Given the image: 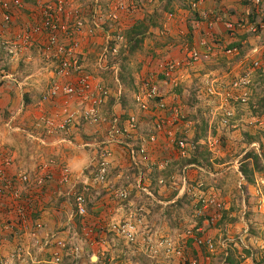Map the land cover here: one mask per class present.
I'll return each instance as SVG.
<instances>
[{
  "label": "rangeland",
  "instance_id": "rangeland-1",
  "mask_svg": "<svg viewBox=\"0 0 264 264\" xmlns=\"http://www.w3.org/2000/svg\"><path fill=\"white\" fill-rule=\"evenodd\" d=\"M68 1L70 2V6L71 2L73 3V12L80 11L86 23L88 20L92 22L94 16H97L100 19V23H102V30L95 37H89L96 43V52L89 55L87 60L83 61L82 64L84 65L83 70L85 72L90 73L109 90L110 96L100 105V113L102 119H106L105 123H99L98 125L83 123V125L76 126L74 129L72 128L69 134H67V138H69L68 140L72 144L64 143L57 147L53 144L55 141L47 142L49 146H44L40 143L42 148L54 147L59 149V155H51L59 165L66 151L79 152V154L86 157L85 163H83L85 167H82L81 174L79 173L78 176L77 173L76 175L73 174V171H71L73 169L67 165L71 172L70 182H79L76 187L77 191L86 189L84 194L86 196L87 210L92 205L91 212H88L87 218H74L71 222V227L69 226L70 231H66L69 233L67 234L68 237L66 236L67 251L72 252V249L76 247L79 249L80 252L75 251L80 256L77 264H154L152 262L153 259L150 257L151 254L146 248V246L150 247L151 245L130 244L118 234L110 231L109 226L112 223L120 224L124 220H130L127 222L136 224L139 233L144 230L151 232L153 235H151V238L156 242L158 240H170L176 243V245H183L185 231L197 224L203 225L205 222L206 216L204 214L201 215L197 210L199 208L197 206L200 205L198 196L201 193L207 196L219 195L224 201L226 208L223 221L219 226L208 230L210 237L214 238L221 248H219L218 255L214 256L209 264H227L225 257L228 251L221 247V244L225 242L228 244V249L231 248V250L238 253V256L243 260L242 264H264L261 257L264 251V174L256 171L252 158L246 159L250 152H255L261 160V165L264 166V117L256 114L252 110L251 105L257 100L254 92L259 97L264 95V86H260V82L257 83L258 78H262V74L258 71L253 72V75L250 76L251 88L247 92L233 89L231 82L238 77V72L236 71L237 74L234 73L233 75H219L220 70L217 71L215 69L213 71H216L218 74L216 72H206V61L208 58L206 57L207 54L202 52L203 58L201 62L181 69L177 75V85H161L162 94L164 95L163 100L166 105L169 108L179 110V122L176 123L178 129L175 137L170 141L172 154L167 157L169 158V163L166 165V168L173 166L176 170L173 174L174 179H171L170 182H172L171 186L175 191H179L180 193L177 198L183 197L188 193V190L193 188V190L189 191V194L193 198L191 205L186 204L182 209L171 208L170 205L173 204L171 199H159L154 194L155 188L153 185L160 186V198H163V196L164 198H169L172 196L174 189H171L172 187L166 185L161 179L166 182L168 180L158 177L160 171L155 169L149 171L151 174H149L150 178L147 183L145 173L141 176L140 173L136 174L134 172V163L130 159L127 149L125 146L119 144L111 145L110 147L112 155L109 158L110 167L106 182L94 184L92 182V176L95 173V166L93 164L96 163L97 155L102 148L88 147L86 145L99 144L106 141L108 135L107 129L111 126L109 100L113 96L118 99L120 90L116 78L121 76V70H114L113 65H120L122 60L119 58L117 63L115 57H110L102 65L100 63L106 38L108 36L114 37L116 31L118 29L120 31L118 23L106 20L109 8L118 0H100L98 4H93L92 0ZM75 1H77V4L79 3L78 6L80 7L75 4ZM139 1L137 11L140 8L142 10L145 2V0ZM44 2L45 0L41 1V3ZM27 3L28 1H24V4ZM81 7H89L90 9H85L83 12ZM30 12L27 11L26 13L30 19H33L35 11ZM119 23L121 28H123V21L120 20ZM16 27L19 29V26ZM158 30L160 31L161 29L152 30L154 33L146 38L143 49L146 42L152 36L156 37L155 31L157 32ZM45 49L30 47L24 51L20 59L16 60H12L6 56L4 57L6 59L0 60L3 62L1 67L9 68L10 72L14 75V78H12L17 81L30 83L37 79V81H40V79L42 81L43 79L44 89L46 90L52 81L55 63L52 61V54L47 52V48ZM143 49L136 52L126 62L132 79L127 78L125 81L127 84L123 82V96L128 100V107L139 116L136 115L139 121L137 134H133L132 139L129 140L130 144L134 146H139L142 143V138L139 135L154 134L155 126L153 129L152 127L155 120L153 117L157 112L155 110L148 113H137L139 109L134 101L137 91L135 88L137 87L133 88L132 86H136L134 85L136 83L140 84L149 72L156 71L159 61L170 60L169 58H158L156 66L151 69L150 66L154 62L148 57L146 58ZM29 57L33 59L27 61ZM144 62H151V64L149 66L147 64L143 65ZM248 67L250 68L251 65ZM30 74L33 75L32 78H28L31 76ZM9 86L13 90L17 89V87ZM23 92L25 91L22 90L21 93ZM246 93L247 97L244 96ZM233 96L238 98L240 96L243 97L236 100ZM18 98L19 100L21 99L20 96ZM4 104L5 101L1 103L3 105L2 108L6 107H4ZM57 105L59 109V113L57 114L62 115L63 120L65 115L62 112L60 104ZM76 105H74L75 107L73 106L74 109H77ZM2 108L0 110V118H3V125L7 124L6 128L9 130L8 125L12 116L9 113H3ZM55 111L52 109L50 112H52L51 114H55ZM117 112L118 108L113 110L111 114L113 113L114 115ZM141 116L143 117L142 120L140 119ZM78 122L80 123V121ZM38 123L41 128L38 127L37 129H41L40 131L42 132L43 123L41 121ZM94 132L97 133L94 134ZM59 134L63 136L62 138L66 136L61 132ZM118 136L121 141L125 142L128 140L125 137ZM197 136H202L197 144L201 146L202 150L210 154L208 157L211 166L206 164L205 168H199L195 165H186L183 171L179 172L181 164L185 159L190 158L192 148L194 147L193 142ZM2 138H6L7 140L6 135H2ZM181 138L187 139L188 149L186 155L180 153L176 144V141L178 142ZM156 144L157 142L149 146L150 159L152 158L151 153ZM38 146L31 145L34 151L38 149ZM5 150L7 149L1 151L5 152ZM165 159L166 157L159 160L163 163ZM245 165H248L249 170H254V173L250 177L253 180L251 184L249 183V179L241 172V168ZM145 189L152 196L147 194ZM123 191H127L130 194L127 200H122L117 196L119 192ZM95 202H101V206H104V213L103 211L101 213L103 216L102 221L109 225L108 227L105 225L103 229H99V234L96 232L95 235H91L89 234L90 229H88L90 222H87V219L90 217V220H92V218L96 217V214L92 213ZM157 204H160L162 207L156 211L151 210ZM72 205H74L73 202ZM200 208H202L201 205ZM66 209L67 212L64 214L70 218L74 206L68 205ZM126 212L128 213L127 215ZM167 212L170 214L168 215ZM66 222L68 221L66 220ZM66 228L68 229V227ZM80 228L83 230L81 231ZM96 234L101 238L95 241L92 237L97 238ZM139 237L138 242H141L143 239L142 235ZM241 238L243 239L242 241ZM91 248H94V251L89 250ZM194 250L195 248L190 247L187 251L191 253ZM244 250L250 251L251 255H248ZM94 257L96 258L93 260ZM168 263L183 264L180 263L179 259L175 258L168 259Z\"/></svg>",
  "mask_w": 264,
  "mask_h": 264
},
{
  "label": "built area",
  "instance_id": "built-area-1",
  "mask_svg": "<svg viewBox=\"0 0 264 264\" xmlns=\"http://www.w3.org/2000/svg\"><path fill=\"white\" fill-rule=\"evenodd\" d=\"M148 1L149 3H153L154 0ZM204 1L205 0H199V2H193V8L198 9ZM247 1L256 6L262 4V0ZM93 2L98 4L100 0H93ZM23 6V0H0V7L4 10V22L8 25L12 24L14 13L21 10ZM138 6V0H129V2L118 0L109 8L106 20L118 23L120 31L118 29L114 37L108 36L106 38L105 47L100 58L101 65L105 61H108L110 57H117L119 55L121 46L125 42L122 33L124 30L121 28L119 22L123 14L130 15L135 13ZM69 7L70 2L68 0L39 2L35 9L34 17L31 19L32 21L23 25V28L20 33L15 36L13 42H3L0 40V48L6 51L12 58L16 59L19 58L26 49L33 46L36 37L44 36L46 47L52 54V61H54L55 67L50 86L39 99L37 106L40 110H43L39 121L43 123L47 136H57L60 132L66 135H64L65 138H57V141L53 143L56 146H60L64 143L72 144V142L68 140L67 134L72 130L76 121L81 120L87 125L105 123L106 119H102L100 113V105L103 104L105 99L110 95L109 90L105 88L100 81L83 70L84 65L81 60L83 36L95 37L96 34L102 30V23H100V19L97 16H94L92 22H89V25L82 18L80 11H70ZM68 18H72V20L68 21ZM204 21L207 23L208 30L202 35L198 45L187 46L183 59H171L159 62L157 70L149 73L139 85L138 91L134 97L135 104L139 111L144 113L152 112L153 106H155L158 112L154 116V134L148 138L149 140L143 137L141 139L142 143L139 146L131 145L129 140L132 139L133 134H137L136 132L138 130V115L130 114L128 119L123 122L121 121V117L115 114L113 115L114 118H110L111 126L107 129L108 135L106 141L99 144L86 145L88 147L94 146L102 148L97 155L96 165L93 164V166H95V173L92 176V182L94 184L105 183L108 178L110 167L109 158L112 155L110 150L111 145L119 144L125 146L132 162L140 167V164L143 163L146 165L152 160L150 159L149 146L156 143L160 135L164 134L170 140H173L175 137L178 129L176 123L179 122V110L169 108L163 100L164 95L160 89V78L163 79L166 85H177V75L183 67L201 62L203 55L200 48L209 49V47L219 44L220 40L217 37L218 33L216 31L218 24H223L226 31L230 32L231 37H235L237 34L247 30L250 26L246 19L232 20L226 11L223 15L216 14L212 17L211 15H206ZM261 27L264 29V23ZM250 30L251 32H257L256 27L251 26ZM235 51L236 49H229L227 54L232 55ZM260 68L261 64L255 62L253 70ZM9 78L11 79L12 76H9ZM117 82L120 84L119 80H117ZM248 84H250V75L246 74L244 77L236 79L231 86L233 89L238 90L242 88V90L245 91ZM121 94L122 87L120 85L119 95ZM244 96L247 97V93L244 94ZM242 97L243 96H240L238 98L233 96L236 100L242 99ZM57 104H60L62 112L65 115L63 120V116L57 114L59 113V109L54 112L55 114H51L52 112H50L53 108L55 109L58 107ZM73 104H77L81 107L74 109ZM8 128L13 130L11 124L8 125ZM118 135L128 140L125 142L121 141ZM38 140L42 145L49 146L44 137H39ZM176 144L180 153L186 155L188 149L187 139L181 138L178 142L176 141ZM167 157L163 163H160V168H166V165L169 163V158ZM0 160V195L8 194L17 202L9 212L11 220L13 218L16 219H13L12 222H8L6 230L9 231V234L14 236L17 235L16 228L18 227L17 229L20 228V231L27 230L30 240H38V234L44 229V225L36 221L32 225V229L29 230V226L32 224L31 214L33 209H35L30 199L36 202L40 200L41 194L50 183H56L59 186H70V169L67 166L57 164L56 160L52 159L49 163H44L40 166L39 175L37 179L34 180L32 175L28 172H19L15 177L9 175L8 170L15 162V156L12 152H1ZM18 184H23L32 192L35 191V197H28L25 200L23 192L18 188ZM240 189L243 188L240 187ZM85 191V188L82 191H77V188L74 187L69 192V197L73 200L74 204V216L81 219H85L88 216ZM145 191L152 196L146 189ZM117 196L122 200H127L130 194L127 191H123L119 192ZM198 199L199 203L202 204L199 213L201 215L204 214L206 219L203 225L197 224L184 233L183 245H176V243L170 240H158L156 242L151 238L152 234L149 233V231L144 230L139 233L137 225L127 221L120 224L112 223L109 229L130 244L137 245L140 243L145 246L151 245L150 247L146 246V248L147 251L150 252V257L153 259L154 264H169L168 259L174 258L177 260L179 259L180 263L183 264H209L211 259L218 255L220 245L214 238L210 237L208 230L219 226L223 221L226 208L225 203L218 195L207 196L200 193ZM89 231L91 235L95 233L93 229ZM140 235H142L143 239L141 242H138ZM242 240L241 238V241ZM188 241L191 242L193 248L199 252L198 258L193 255V252L190 253L187 251V247L185 246ZM227 245V242H225L221 244V247L227 251ZM47 246L53 248L52 263L61 264L63 253L68 248L66 241L54 238L53 242H47ZM202 250H204V252ZM17 255L21 257V252ZM227 256L228 253L226 254V257ZM75 257L78 263L80 256L76 252ZM261 257L262 260H264V251ZM0 264H7L3 261L1 253Z\"/></svg>",
  "mask_w": 264,
  "mask_h": 264
},
{
  "label": "crops",
  "instance_id": "crops-1",
  "mask_svg": "<svg viewBox=\"0 0 264 264\" xmlns=\"http://www.w3.org/2000/svg\"><path fill=\"white\" fill-rule=\"evenodd\" d=\"M6 1H11V0H6ZM24 1L25 2L28 1V3L24 4L21 10H18L14 13L13 24L10 25L4 22V18H3L4 10L0 7V40L1 41L13 42L15 36H17V34H19L21 29L23 28V25L26 24L27 21L28 22L32 21L26 12L35 11L37 5L42 0H23V2ZM45 2H50V1L45 0ZM262 2L263 3L261 6H256L254 4H244L243 2H240L238 0H229L226 2L224 8L223 7L220 8L216 0H207L206 3L200 7L199 9L200 14H195L190 10L184 9L179 2L174 1L170 7L171 12L165 13L164 15V19L162 21L163 24L162 27L160 28L161 30L160 31L158 30L157 32L155 31L156 37L152 36L151 39L146 42L145 48L143 49L144 52L143 51L142 52L145 54L146 58L148 57L150 60L154 62L152 66H150L151 69H153L152 67L156 66L157 59L161 57L175 59V60L183 59L187 46L189 45L193 46L195 44L198 45L202 35L207 32L208 30L207 23L204 21L206 15H211V17L216 14L223 15L224 12L227 10L226 12L229 11L228 14L232 20L246 19L248 21L251 18L252 14H255L256 17L255 16L252 17V20L255 21V19H257L256 20L257 23H264V0H262ZM72 4L73 3L71 2L72 7L71 6L69 7L70 11H73ZM75 4L78 6L79 3L77 4V1H75ZM85 9L89 10L90 8L89 7L82 8L83 12L85 11ZM140 9L139 11H137V13H134L133 15L132 14L122 15L123 18H121V21H123L122 27L124 30H127L128 28L132 27L137 20H140L144 17L145 15L144 11ZM71 20L72 18H68V21ZM16 26H19V29ZM216 31L218 33L217 37L220 40L219 44L217 46H211L209 47V49L200 48V50L203 53L207 54L206 57L208 58V60L206 61L207 63L206 67L208 70L205 69V71L211 73L216 72L213 71L214 69L219 71L220 68L222 67L221 64L223 63V59H225V57L227 56L224 53V49L230 44H236L242 42L243 35L245 34L246 31H248V29L241 32L240 34H237L235 37L229 36L223 24H218L216 27ZM152 33H154V31H152ZM250 43L254 48L249 53H247L242 60H240L232 67V73H236L237 71L238 74L240 75L245 70L248 72L250 70L248 66L250 65L251 61H261L262 64L264 65V36L263 35L258 36L257 38L251 40ZM32 47L40 48V49L47 48L45 44L44 36L36 37ZM93 52L94 53L96 52V43L94 42V40H91V38H89L87 35H84L82 48H81V60L82 61L87 60L89 55H91ZM235 53H237V51ZM4 57H6L5 51L0 48V60L6 59ZM32 59L33 58L29 57L27 61H30ZM2 63L3 62L0 63V96H1L0 107L1 108L3 107L1 103L5 101L4 107L5 106L6 107L2 108L3 113H9V115L12 116L9 124H11L13 130L9 128H8L9 130H7L6 128L7 124L3 125L4 120L3 118H0V153L4 152L1 150L7 149L5 150V152L6 151L12 152V154L15 156V162L13 166L8 170V173L11 177H15L16 174L19 172H28L30 175H32L33 179L36 180L39 175L40 166L44 163H49L52 159H54L52 158L51 155H59V149L57 148L54 147L42 148L38 138L42 136L45 138L47 142L49 141L52 142V141H57V138H62L63 136L62 135L60 136V134L57 136H47L44 125L42 127L43 129L42 132L40 131L41 129H37L40 126L38 122L43 112V110H40L38 108L37 103L39 99L42 97L43 93L47 90L44 89V84H43L44 80L42 79L41 81L40 79V81H37L38 80L37 79L30 83L17 81L16 79H13L14 75L10 72L9 68L7 72H4L5 68L1 67ZM145 64L149 66L151 62L149 63L144 62L143 65ZM218 65L220 68L218 67ZM228 66L230 67L231 65L228 64ZM113 69L119 70V67L117 65H114ZM253 71L250 70V72ZM222 74L228 75L225 74L224 72H221L220 70L219 75ZM30 75L31 76L28 78H32L33 75L32 74ZM9 76H12L13 78L10 79ZM39 82H41V84H39ZM9 85L17 87V89L13 90L10 88ZM20 90L21 91L24 90L25 92L21 93ZM41 90L42 91L45 90V91L41 94L42 92ZM18 95L21 97L20 100L18 98L19 97ZM74 105L76 104H73V106ZM76 106L78 108V105ZM117 108H118V112L117 114L116 113L115 114L120 117H125L130 114H136L135 111H132L131 109H129V107H124L123 105H119V104L116 105V107L114 106V108H112V111L116 110ZM57 109L58 107H56L55 109L53 108V110H57ZM137 111H138L137 113L141 112L139 110ZM142 116L140 117L141 120L143 118ZM79 121L80 123L78 121L75 122L73 129L76 128V126L83 125L84 122L81 120ZM153 128L154 125L152 129ZM96 133L97 132H94V134ZM152 134L153 133H149L139 136L140 138L145 137L144 139L149 140L148 138H150ZM2 135H6L7 140L6 138H2ZM36 141H38L39 143ZM170 141L171 140L168 139L164 134L160 135L158 137L156 147L153 149L151 153L152 165H148L147 167L144 166L145 164L143 163L140 164L139 167L140 175L142 176V169H141L142 167L143 173H145L146 176L145 179L147 183L150 178L149 174H151L149 173V171L157 169L158 171H160L158 173V177H162L168 180L166 182L163 179H161V181L164 182L166 185L172 187L171 186L172 182H170V180L174 179V176L171 175L172 177H170L169 175L165 177L166 170L165 168H160L161 162L159 160L172 154V150L170 149L171 147ZM32 144L37 146L39 145L38 149L34 151L33 150L34 148L31 147ZM85 158H86L85 155L79 154V152L73 153L71 151H66V153H64L61 165H65V166L68 165L69 167H71V169H73L71 170L73 171V174L76 175L77 173L78 176L81 170L83 169L82 167H85L83 166L84 165L83 163H85L84 161ZM0 164H1V160H0ZM156 165L157 166L159 165V168ZM78 183L79 182H71L70 186H59L56 183H50L46 186L44 192L41 194L40 200L36 202L35 200L30 199V202L34 204L35 209H33L31 214L32 224L29 226V230L32 229L33 227L32 225L36 221L41 222L44 225V229L41 230L38 234L39 237L38 240H32V239L30 240V238H28L27 230L20 231V228L17 229L18 227L16 228L17 235L13 236L9 234V231L6 230V227L8 226V222L9 221L12 222L13 219L14 220L16 219L13 218L11 220V217L9 216V212L17 204V202H15L14 199L8 194L0 195V253H1V257L3 258V261H5L7 264H53L52 263L53 248L48 247L47 242H53L54 238L67 241L66 236L68 237L67 234L69 233L66 231L68 230L70 231L72 220L74 218H79V217L74 216V210L71 212L70 218L66 216L64 213L67 212L66 208H68V205L73 206L72 205L73 201L69 197V192L72 188L77 187ZM153 186L156 190H158V194H159L160 186H157L155 184ZM18 188L23 192V196L25 200L28 197L29 198L35 197L34 196L35 191L32 192L29 188H26V186H24L23 184L22 185L18 184ZM171 189L174 188L172 187ZM173 191L175 192V189ZM177 199L178 198L172 199L171 202L175 203ZM101 205H102L101 202L94 203L93 206L94 208L92 209L93 210L92 213L96 214V217L94 219L92 218V220H90L91 218L88 217L87 222H90L88 229L95 230L97 228V230H99V229H103L105 225L108 227L109 224L102 221L103 216L101 215V213L104 210L103 209L104 206ZM127 214L128 213L126 212V215ZM66 220L68 222H66ZM126 221H130V220H124V222ZM65 226L68 227V229ZM80 230L82 231L83 229L80 228ZM96 236L97 238L92 237V239H94L95 241L101 238L98 234H96ZM95 241L94 243H96ZM89 250L94 251V248H91ZM75 251L80 252L77 247L73 248L72 252H68L67 250H65V252L63 253V259L61 263L77 264ZM19 252H21V257H18L17 255ZM152 262L154 263V261Z\"/></svg>",
  "mask_w": 264,
  "mask_h": 264
},
{
  "label": "trees",
  "instance_id": "trees-1",
  "mask_svg": "<svg viewBox=\"0 0 264 264\" xmlns=\"http://www.w3.org/2000/svg\"><path fill=\"white\" fill-rule=\"evenodd\" d=\"M174 1H177L181 4V6L184 9L190 10L195 14H200L199 13V9L200 7L206 3L207 0L204 1V3L198 8V9H194L192 6L193 2H199V0H154L152 4H149L148 0H145L144 5L142 7V11H144V18L137 20L135 22V24L128 28L127 30H125L123 33V36L125 38V42L122 46V48L119 51V55H118V59L120 58L121 64L119 65L120 70H121V76L119 77L120 81L125 84H127L125 81L127 78H129L130 80L132 79V75L131 72L126 64L127 61H129L131 59V57L136 53L139 52L143 49V45L144 42L146 40L147 37H149L152 34V30L153 29H158L162 27L163 24V19H164V15L165 13L171 12V5ZM217 3L219 4L220 8H224V6L226 5V2L229 0H216ZM240 2H243L244 4H253L251 2H248L247 0H238ZM255 5V4H254ZM161 10V11H159ZM227 11V10H226ZM229 12V11H228ZM255 14H252L251 18L248 20L249 23V28L248 31L245 32V34L243 35V41L240 43H236V44H230L228 45L225 49H224V53L226 54L227 49H234L237 48V53L232 54V55H227L225 57V59H223V63L221 64V72H224L225 74L228 75H233L234 73H232V67L238 63L240 60H242L245 55L247 53H249L254 47L252 46V44L250 43L251 40L257 38L258 36L263 35L264 36V29H262V24L263 23H257L255 19L252 20V17H254ZM256 17V16H255ZM256 27L257 28V32H251L250 27ZM230 36V32H227ZM230 57V58H229ZM118 59H117V63H118ZM255 62H259L261 64V68L260 69H256L255 71H258L260 74H262V78H258L257 83L260 82V86H264V65L262 64L261 61H251L250 65L251 67L249 68L251 71L254 68V63ZM1 63V61H0ZM228 64H230L231 66L229 67ZM2 65V64H1ZM247 69V70H249ZM250 70L247 72L246 70L240 74L237 78H235L231 84H234L235 80L240 78V77H244L246 74L248 75H253V72H251L250 74ZM8 68L4 69V72H7ZM251 82L250 84L247 85L246 87V92L249 90V88H251ZM133 88H135V86H132ZM244 88V87H243ZM237 90V89H236ZM238 90H242V88L238 89ZM254 95L256 96V102L252 105V110L255 111L256 114H259V116H263L264 117V95L261 97L258 96V94L256 95V93L254 92ZM135 101V100H134ZM123 105L124 107H128V100H126L125 96L121 95L118 97V99L112 97L109 100V106H110V111L112 112V108L116 105ZM130 109V108H129ZM110 112V118H114L113 117V113L111 114ZM128 116L125 117H121V121H126V119H128ZM139 117V116H138ZM202 136H197V138L195 139V141L193 142L194 147L192 148V153L190 154V158L185 159V161L181 164L180 170L179 172L183 171L184 166L186 165H195L197 167H201V168H205L206 164H208V166H211L210 162H209V157L210 154H208L207 152H205L204 150H202L201 146H199V144H197L198 141H200ZM252 158L254 161V165L256 166L255 169L256 171L263 173L264 174V166H262L261 164V160L259 159V156L255 153V152H250L247 155L246 159ZM148 165H152L151 164V160L148 164L144 165L147 166ZM143 166V165H142ZM157 166V165H156ZM158 167V166H157ZM156 167V168H157ZM174 167H176V165H174ZM133 169L134 172L136 174H139V167L137 165H133ZM170 169V170H169ZM169 170V171H168ZM174 171L175 168H173V166L170 168L169 166L166 168V172H165V177L169 176L172 177L171 175H173V173H175ZM188 171V170H187ZM164 172V171H163ZM241 172L242 174L247 177L249 179V183L251 184V182L253 180H251V175L254 173V170H249L248 165H245L241 168ZM142 174H143V168H142ZM246 189V187L244 188V190ZM193 190L190 189L188 190V193H186L183 197L178 198L177 201H175V203H173L171 206V208H183L186 204H192L193 202V198L192 196L189 194V191ZM154 194L159 198V199H163L160 198L159 194H158V190H154ZM179 191H175L172 196H171V200L172 199H176L179 196ZM195 196V195H194ZM164 199H170L169 198H164ZM73 201V200H72ZM199 205V204H198ZM202 206V204H200ZM200 205L197 206L199 207L197 210L199 211L200 209ZM139 206H141V204H139ZM162 206L160 204H157L156 206H154V208L152 207L151 210L156 211L159 210ZM91 208L92 205L89 206L88 208V212H91ZM150 209V207H149ZM154 214V213H152ZM167 214L169 215L170 213L167 212ZM188 230V229H187ZM186 230V231H187ZM185 231V233H186ZM94 232H98L99 234V230H94ZM94 233V234H95ZM187 250L190 249V247H193L191 242L188 241V243L186 244ZM204 252V250H202ZM228 256L225 257L226 258V263L227 264H242V259L238 256V253L234 250L228 249ZM248 255H251L250 251L248 250H244ZM193 255L195 257L198 258V252L196 250L193 251ZM264 261V260H263Z\"/></svg>",
  "mask_w": 264,
  "mask_h": 264
},
{
  "label": "clouds",
  "instance_id": "clouds-1",
  "mask_svg": "<svg viewBox=\"0 0 264 264\" xmlns=\"http://www.w3.org/2000/svg\"><path fill=\"white\" fill-rule=\"evenodd\" d=\"M53 1H54V0H52V2H53ZM125 1L129 2V0H125ZM138 2L140 3L139 0H138ZM148 3H149V2H148ZM262 3H263V2H262ZM93 4H95V3L93 2ZM261 5H262V4H261ZM261 5H260V6H261ZM133 14H134V13H133ZM133 14H132V15H133ZM128 15H129V14H128ZM130 15H131V14H130ZM27 22H28V21H27ZM87 23H88V22H87ZM12 24H13V23H12ZM88 24L90 25V23H88ZM123 30H124V29H123ZM124 31H125V30H124ZM28 49H29V48H28ZM47 49H48V48H47ZM234 49H236V48H234ZM228 50H229V49H227V51H228ZM25 51H26V50H25ZM227 51H226V54H227ZM236 51H237V49H236ZM236 51H235V52H236ZM47 52H49V50H47ZM23 53H24V52H23ZM234 54H235V53H234ZM5 55L8 56V57H10L11 59H15V58H12V57H11L6 51H5ZM227 55H229V54H227ZM51 57H52V56H51ZM20 58H21V56H20ZM20 58H16V59H20ZM16 59H15V60H16ZM52 59H53V58H52ZM115 59H118V56H117V58L115 57ZM118 60H119V59H118ZM170 60H171V59H170ZM173 60H175V59H173ZM164 61H167V60H164ZM159 62H162V61H159ZM159 62H158V64H159ZM158 64H157V66H158ZM114 65H117V66L119 67V64H114ZM114 65H113V67H114ZM119 69H120V67H119ZM114 70L117 71V69H114ZM152 72H154V71H152ZM149 73H151V72H149ZM149 73L146 75V77L149 75ZM146 77H145V78H146ZM145 78H144V79H145ZM144 79H143V80H144ZM117 80L120 81V79H119L118 77L116 78V82H117ZM143 80H142V81H143ZM117 83H118V82H117ZM141 83H142V82H141ZM141 83H140V84H141ZM140 84H137V85L134 84V85H136L135 87H137V88H135V90L137 89V91H138V88H139V85H140ZM163 84L166 85V84L163 82V79L160 78V89H161V85H163ZM120 85H121V87H122V94H121V95H124V84H123L121 81H120V84L118 83V87H119V89H120ZM137 91H136V93H137ZM161 91H162V90H161ZM136 93H135V94H136ZM121 95H119V96H121ZM109 96H110V95H109ZM119 96H118V97H119ZM108 98H109V97H108ZM108 98H107V99H108ZM105 100H106V99H105ZM137 108H138V107H137ZM155 110H156V107L153 106V111H155ZM153 111H152V112H153ZM156 112H157V110H156ZM157 113H158V112H157ZM154 119H155V118H154ZM242 190H243V189H242ZM244 191H245V190H244ZM243 194H244V193H243ZM218 196H219V195H218ZM219 197H220V196H219ZM220 198H221V197H220ZM221 199H222V198H221ZM223 202H224V201H223ZM223 218H224V217H223Z\"/></svg>",
  "mask_w": 264,
  "mask_h": 264
},
{
  "label": "water",
  "instance_id": "water-1",
  "mask_svg": "<svg viewBox=\"0 0 264 264\" xmlns=\"http://www.w3.org/2000/svg\"><path fill=\"white\" fill-rule=\"evenodd\" d=\"M96 257L93 258V260L95 259Z\"/></svg>",
  "mask_w": 264,
  "mask_h": 264
}]
</instances>
